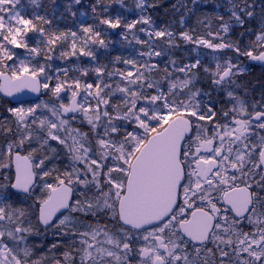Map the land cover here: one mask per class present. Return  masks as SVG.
Listing matches in <instances>:
<instances>
[{
  "label": "snow or ice",
  "instance_id": "obj_1",
  "mask_svg": "<svg viewBox=\"0 0 264 264\" xmlns=\"http://www.w3.org/2000/svg\"><path fill=\"white\" fill-rule=\"evenodd\" d=\"M115 2L130 11L124 0ZM73 3L81 0H71L69 12ZM101 4L96 0L92 12ZM157 7L156 0H135L140 15L124 22L119 15L104 17V6L99 24L122 27L120 35L127 40L130 33L145 50L140 59L116 56L113 64H124L123 70L94 67L96 80L82 83L68 77L75 69H57L53 77L51 64L30 67L21 60L17 67L4 59H13L9 46L40 55L27 43L28 33L37 32L49 61L69 37L70 50L60 58L96 61L92 47L107 48L101 31L91 25L79 34L46 31L26 18L21 0H0V92L51 94L27 107L15 101L19 106L6 108L9 116L0 122V135L12 137L0 148V264H42L43 257L33 259L28 237L49 231L69 240L56 264H264V95L245 99L248 86L240 77L246 69L239 59L264 62V0L217 2L214 16L197 21L203 35L157 26L149 11ZM172 7L183 27L186 0ZM35 19L51 23L38 14ZM137 24L146 26L139 32L147 39L133 31ZM234 27L255 39L242 46L229 38ZM178 40L210 49L211 62L198 56L179 63L171 55ZM164 56L161 68L157 58ZM80 71L86 77L89 69ZM201 72L211 91L196 87ZM213 92L224 95L219 109ZM61 151L63 168L54 162ZM20 194L34 200L31 211L11 200Z\"/></svg>",
  "mask_w": 264,
  "mask_h": 264
},
{
  "label": "rangeland",
  "instance_id": "obj_2",
  "mask_svg": "<svg viewBox=\"0 0 264 264\" xmlns=\"http://www.w3.org/2000/svg\"><path fill=\"white\" fill-rule=\"evenodd\" d=\"M158 2H164L157 0ZM71 3V0H39V7H36L28 2V0H21V4L24 6V15L26 18H32L35 19V16L38 14L40 16H44L47 20L51 21L50 24H45L42 21L36 20V25L39 23L40 26L44 27L46 31H77L78 34L80 32V28L82 26V23L87 19L86 15H81L83 13L82 11H79V4H72L71 12H75V16L71 14L67 10V6ZM177 3V0L175 3H172L171 6L167 11H161V13L157 14L153 19L154 23L157 26H171V29L175 31L176 33L179 30H187V21L186 24L182 27L179 24V19L176 21L175 18L178 16V14L173 11V5ZM124 5L130 9V11H126L125 7H122L120 3L115 2V0H105L104 6H108V12L103 13L104 17H112L115 18L117 15L121 16L123 18L124 22H131L132 20H135L139 17L140 12L138 9L135 8V0H124ZM79 11V12H78ZM102 13V12H101ZM99 16L98 15L95 19L96 23L94 22L91 26L98 28L102 33V38L105 40L107 44V48H101L98 45L93 46L92 50L95 52V55L97 57L96 61H92L90 57L87 56H68L66 58H60V52L64 50H70V42L71 37H69L68 43L64 44L63 47L58 46L56 50L52 53H49L53 56L52 60H47L46 56L44 55L45 52H48V48L45 46L44 43L37 44L38 40H41V37L39 33L37 32H29L28 33V39L27 43L29 45V48L31 47H39L41 49L40 55H34L30 53L25 48H13L12 46H9L11 51L14 53L12 60H4V63L6 64H13L17 67H19V62L21 60L25 61V63L29 64V66H36L41 64H51V68L47 69L48 73L55 77L57 75V69H66L63 67L64 65H68V69H75L71 72H73L72 78H79L81 79L82 83L84 81L88 82H94L96 80V75L91 69L98 65H106L108 70H115V69H121L123 70L126 66L122 63L113 64V60L116 56H120L123 58H137L138 52L141 50H145L144 46L140 44H136L135 41L132 40L131 34H128V39L125 40L120 34L116 35L114 32L115 29H110L107 27V25H100L99 24ZM140 27H146L141 24H137L135 31L136 35L139 36L140 39H147L144 33L139 32ZM124 30V29H123ZM125 31V30H124ZM232 30L230 31V33ZM229 33V34H230ZM179 33H177L178 35ZM131 41V43H129ZM177 43L179 44V47L171 51V55L181 64L183 63H189V62H195L197 57L199 56L205 64H208L211 62V50L199 47L195 44L188 43L182 40H178ZM80 44L78 42L77 47L79 48ZM24 52V54H22ZM159 61L165 60V63L168 61V56H164L162 58H157ZM248 71V67L245 65H241ZM83 69H89L88 75L82 76L81 71ZM70 72V71H69ZM62 73V72H61ZM107 79V77H105ZM114 79H118V77H114ZM54 83L56 82L55 79H53ZM208 82V79H207ZM53 83V84H54ZM196 87H199L205 91H207L205 88H203L199 84V80L196 82ZM211 89V88H209ZM50 94V93H49ZM222 98L224 99V95L222 93ZM40 100L48 101L49 98L47 97H41L37 101L33 102H27L25 103V107H27L30 104H34L36 102H39ZM65 102H67V97H65ZM249 102V101H248ZM250 103V102H249ZM12 106H19L18 104L12 105ZM74 127L79 126L78 122L77 124L73 125ZM84 130H87L86 126ZM54 146L59 147L55 144V142H52ZM61 159L67 163V160L64 158V152H60ZM65 163V164H66ZM8 174V173H5ZM39 195V192L37 193V196ZM13 197H11L12 199ZM30 202H33L34 200H29ZM245 230H249L248 228H245ZM209 248H213L214 245L209 243ZM218 256V254H217Z\"/></svg>",
  "mask_w": 264,
  "mask_h": 264
},
{
  "label": "trees",
  "instance_id": "obj_3",
  "mask_svg": "<svg viewBox=\"0 0 264 264\" xmlns=\"http://www.w3.org/2000/svg\"><path fill=\"white\" fill-rule=\"evenodd\" d=\"M105 1V0H104ZM160 1H164V2H158V7L155 10H149L150 11V15L152 18H154L157 14L161 13V11H167L169 9V7L171 6L172 3H175L176 0H160ZM157 2V0H156ZM187 4H188V9L190 10L189 13L186 16V21H187V29H195V34L197 35H203L204 32L206 31V29L202 26H200L197 21L198 19H204L205 17H211L214 16L217 9L215 8V4L217 2L219 3H224V0H199V3L197 5H193L191 3V0H186ZM96 4V0H81V3L78 5L79 7V11H82L84 13V15L87 16V19L82 23L83 26H89L92 25L94 22L96 23L95 19L98 15L101 14V12L103 11L104 8V4H101L98 6L97 8V13H93L92 12V6ZM78 11V12H79ZM221 13H224V9L221 8L219 10ZM225 16H227L226 13H224ZM28 18V17H27ZM179 15L176 16L175 20L177 21L179 19ZM34 23L35 19H33ZM216 21L213 22V28L215 29L216 27ZM37 26L39 27L40 24L38 23ZM248 25H246L247 27ZM253 28V31L256 30L257 28V22L254 21L252 23V25H250ZM176 31V29H175ZM181 30H179L177 33H179ZM244 31L243 29L239 28V27H234L232 29V32L229 34V38L232 40H239L242 44V46L244 44H247L249 40H254L255 36H249V35H245L243 37L240 36V32ZM114 32L116 33V35L124 32L123 28H118L115 29ZM22 54H24V52H22ZM228 55H232V53H228ZM240 63L241 65H245L246 61H247V57L245 56H240ZM4 60H7L6 58ZM165 64V60L160 61V67L163 68ZM63 67H65L66 69L69 68L68 65H64ZM251 69H254L255 72H251L250 74H242V76L240 77V79L248 86V96L246 97L247 100L249 101H260L262 98V95H264V71H259V68L251 65L250 66ZM73 76V72H68V77L72 78ZM65 77L63 76V73H60V79H64ZM51 83H54V81L52 80ZM199 84L205 88V89H212V85H211V81L210 79L205 78L204 74L201 72L200 78H199ZM46 90L42 91L41 96L43 97H47L50 98L49 93L45 94ZM214 100H217L218 103L216 104L217 109L220 108L221 104H224V99H222L221 95H217L213 98ZM12 103L6 99L1 97L0 95V122H4V118L9 116V113L6 112V108L8 107H12ZM227 107V105H225ZM87 128V127H86ZM12 137H5L3 135H0V148L6 146V142L8 140H11ZM21 154L26 155V152H21ZM55 163H57L58 165L61 166V168H63V165L66 163L64 161V159H59L57 161H54ZM10 174L13 178L12 175V168L10 170ZM10 192L12 191L11 189L9 190ZM14 203L17 204V206H23L26 208H29V211H31L32 207H34V201L30 202L29 200H26L25 197H19L13 201ZM32 221L35 224L36 220H35V216H32ZM40 237H38L37 239L39 240ZM31 240V236L30 239ZM68 240V238H67ZM29 243H31L30 241H28ZM69 244V240L67 241ZM67 244V243H66ZM67 244V245H68ZM41 245V244H38ZM35 247V245H34ZM47 250H45V252L47 253Z\"/></svg>",
  "mask_w": 264,
  "mask_h": 264
},
{
  "label": "flooded vegetation",
  "instance_id": "obj_4",
  "mask_svg": "<svg viewBox=\"0 0 264 264\" xmlns=\"http://www.w3.org/2000/svg\"><path fill=\"white\" fill-rule=\"evenodd\" d=\"M259 71H264V69H259ZM251 72H255L254 69H249L248 71H245L243 74H250ZM41 231L43 229L41 228ZM38 237L39 240L37 239ZM31 243L28 242L29 245H32L34 247L35 255L33 259H40L44 258L42 261V264H56V261L59 260L63 262V253L68 249V240L66 237H60V236H55L49 231L45 235L41 236H31V240H29ZM67 243V244H66ZM41 244V245H38ZM53 244H57L58 246L56 248H52ZM209 247V246H208ZM48 251L47 253L45 250Z\"/></svg>",
  "mask_w": 264,
  "mask_h": 264
},
{
  "label": "water",
  "instance_id": "obj_5",
  "mask_svg": "<svg viewBox=\"0 0 264 264\" xmlns=\"http://www.w3.org/2000/svg\"><path fill=\"white\" fill-rule=\"evenodd\" d=\"M256 64L259 67H264V62L254 61L248 59V64ZM0 83H3V81H0ZM1 97H5L10 100L11 103L15 104V101H35L40 97V94L33 93L29 90H24L23 92L14 93L12 97L6 96L4 93L0 92ZM13 175L15 177V163L13 162ZM14 180V179H13ZM14 191V190H13ZM43 227V226H42Z\"/></svg>",
  "mask_w": 264,
  "mask_h": 264
}]
</instances>
